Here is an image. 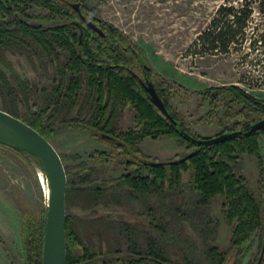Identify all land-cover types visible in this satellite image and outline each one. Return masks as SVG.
<instances>
[{
    "label": "trees",
    "instance_id": "16d2710c",
    "mask_svg": "<svg viewBox=\"0 0 264 264\" xmlns=\"http://www.w3.org/2000/svg\"><path fill=\"white\" fill-rule=\"evenodd\" d=\"M105 2L0 0V62L7 54L25 57L33 67L44 71L48 81L46 87L34 90L28 80L15 74L10 79L0 67V109L21 119L50 142L61 131L58 124L88 131L98 143L111 147L109 155L102 152L91 158H103L106 162L123 160L126 170L133 169L121 178L99 184L98 171L85 167L83 162L76 174L65 167L67 264H228L229 252L240 253L242 246L257 232L262 235V250L264 159L259 138L264 135V128L251 135L246 133L264 120V100L238 86L199 92L209 105V111L199 122L219 126L221 132L217 136L233 132L241 135L210 147L191 142L182 132L196 139L208 138L197 135L172 110L169 100L174 96L175 83L157 77L151 67L149 70L142 67L137 46L100 17L99 8ZM76 3L80 4L81 14L94 22L104 37L82 21L79 12L71 7ZM216 15L191 49L199 51L206 47L208 52L228 53L231 45L244 35L252 10L221 6ZM147 81L153 83L167 110L179 123L177 127L152 103L143 85ZM126 109L134 113V127L124 132L119 129L118 121ZM75 110L77 118L71 117ZM163 138H173L186 145L189 150L186 156L157 162L142 154L141 142ZM0 147L16 152L28 163L32 161L44 174L42 165L32 155ZM244 155L257 161L262 186L259 197L249 188L244 176ZM61 158L64 163L66 156ZM70 158L80 159V156ZM184 174L190 175L187 184H183ZM124 191L160 200L180 197L182 201L186 198V195L181 198L183 194H193L194 205L189 215L196 221L195 232L207 233L211 242L217 238L219 225L211 216L212 205L221 198L223 220L230 229V248L222 251L214 245L207 249V259L200 260L195 246L192 248L194 237L182 231L191 245L173 260L171 245L166 242V233L172 225L167 216L149 214V229H145L107 217L81 218L68 212V204L74 199L93 209L106 203L119 204ZM175 216L184 221L187 215L179 211ZM22 221L24 264H42L47 207L36 214L25 210ZM181 245L174 246L176 252L183 249ZM12 263L16 264L14 260Z\"/></svg>",
    "mask_w": 264,
    "mask_h": 264
},
{
    "label": "rangeland",
    "instance_id": "374dc122",
    "mask_svg": "<svg viewBox=\"0 0 264 264\" xmlns=\"http://www.w3.org/2000/svg\"><path fill=\"white\" fill-rule=\"evenodd\" d=\"M221 6L234 7L238 11L252 10L244 35L226 54L208 52L206 47L199 51L191 49L198 36L211 26ZM99 11L105 22L115 26L137 46L157 77L175 83L177 87L169 104L197 135L213 138L221 132L216 124L199 122L209 111V105L199 92L208 88L238 86L264 100V0H106ZM0 67L10 79L15 74L28 80L34 90L48 85L44 71L33 67L25 57L7 54ZM71 117L77 118L76 110ZM133 118L132 109H126L118 121L119 129L125 132L133 128ZM58 127L61 131L51 143L60 155L66 156L64 165L71 174H76L83 162L85 167L98 171V183L102 184L104 180L118 179L133 171L131 167L126 170L123 160H95L98 153L109 155L111 147L98 143L90 132L63 124ZM259 145L264 159V135H260ZM139 147L144 156L157 162L183 159L189 151L186 145L173 138L145 139ZM74 155L80 159L70 158ZM242 161L248 186L259 197L262 186L257 161L246 155ZM182 180L187 184L190 175L184 174ZM184 195V201L180 197L160 200L155 196L124 191L119 204L106 203L93 209L74 199L68 204V212L81 218L107 217L145 229H149V214L167 216L172 225L166 233V242L171 245L173 260L191 245L182 231L194 237L192 248L195 246L200 260L207 259V249L214 245L222 251L228 250L230 229L222 216L223 200L218 198L212 205L211 216L219 225L217 238L211 242L207 233L195 232L196 221L193 215H189L195 198L188 193L183 194L182 199ZM48 198V182L41 170L16 152L0 147V264H13L12 260L24 264L22 213L25 210L33 214L40 212L47 207ZM179 211L186 212L184 221L175 216ZM178 241L183 249L176 252L174 246L179 244ZM261 243L262 235L257 232L242 246L240 253L229 252L228 264L236 261L238 264H257L262 252Z\"/></svg>",
    "mask_w": 264,
    "mask_h": 264
},
{
    "label": "water",
    "instance_id": "95a60500",
    "mask_svg": "<svg viewBox=\"0 0 264 264\" xmlns=\"http://www.w3.org/2000/svg\"><path fill=\"white\" fill-rule=\"evenodd\" d=\"M71 7L79 12L82 21L101 36H105L94 22L83 16L80 12V4H71ZM80 28L78 23H74ZM83 32L79 39L82 41ZM140 65L146 70L150 69L149 63L141 53H137ZM145 90L149 93L152 103L161 110L173 126L177 127L178 122L173 119L167 110L164 102L156 92L150 81L143 83ZM264 128V120L254 124L246 133L251 135ZM191 142L201 146L210 147L220 143L238 138L241 133H225L208 139H196L186 132H182ZM0 145L8 148L21 150L36 158L42 165L44 177L48 182L49 202L47 205V221L43 243L42 264H67V238H66V195L68 177L61 155L54 148L52 143L42 136L34 128L23 122L21 119L0 109ZM264 259V244L257 264H262Z\"/></svg>",
    "mask_w": 264,
    "mask_h": 264
}]
</instances>
